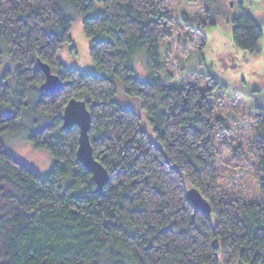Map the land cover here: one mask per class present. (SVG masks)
<instances>
[{
	"label": "trees",
	"instance_id": "obj_1",
	"mask_svg": "<svg viewBox=\"0 0 264 264\" xmlns=\"http://www.w3.org/2000/svg\"><path fill=\"white\" fill-rule=\"evenodd\" d=\"M95 1L104 6L97 15ZM71 7L84 17L96 72L61 61L62 44L72 41ZM162 7V0H0V57L10 54L14 64L0 78V264H264V108H257L252 146L260 202L225 197L217 140L229 129L226 117L209 90L163 84L159 42L171 30ZM233 22V43L255 51L258 22L247 13ZM143 52L145 81L132 67ZM38 59L60 75L57 92L41 89ZM116 79L139 96L158 143L139 114L118 103ZM75 96L87 100L94 155L109 171L101 192L77 157L79 128H62ZM5 132L51 151L50 174L6 151ZM193 187L210 214L188 199Z\"/></svg>",
	"mask_w": 264,
	"mask_h": 264
},
{
	"label": "rangeland",
	"instance_id": "obj_2",
	"mask_svg": "<svg viewBox=\"0 0 264 264\" xmlns=\"http://www.w3.org/2000/svg\"><path fill=\"white\" fill-rule=\"evenodd\" d=\"M162 3L160 13L167 16L165 30H171L159 42L163 84L171 88L192 85L209 90L215 111L226 117L229 127L217 140L223 143L217 164L221 192L225 197L258 203L260 186L252 146L257 134L254 120L257 108H264V0H217L211 4L204 0H162ZM94 6V15L104 8L99 1ZM242 13L252 15L263 32L253 52L233 43V19ZM70 14L73 41L62 44L61 61L71 69L96 72L91 59L92 39L83 28L84 17L73 7ZM132 67L138 79H149L144 52L133 57ZM8 69H14L11 55L4 58L1 55L0 78ZM9 81L14 84V77ZM115 82L118 103L136 111L149 138L158 143L139 96L126 92L119 79ZM156 102L159 103L158 94ZM1 109L12 111L10 104H4ZM2 142L6 151L21 163L43 177L50 174L55 161L47 148H37L19 133L5 132ZM231 264H239L238 259Z\"/></svg>",
	"mask_w": 264,
	"mask_h": 264
},
{
	"label": "water",
	"instance_id": "obj_3",
	"mask_svg": "<svg viewBox=\"0 0 264 264\" xmlns=\"http://www.w3.org/2000/svg\"><path fill=\"white\" fill-rule=\"evenodd\" d=\"M39 66L45 74L44 81L40 84L41 89L48 92H57L61 89L62 79L58 73L52 71L48 63L38 59ZM63 119L62 128L67 130L77 126L79 128V143L77 147V157L84 164L88 171L92 174V179L97 184V190L101 192L105 183L109 179V171L97 160L92 148L89 132L91 130L92 116L87 105V100L81 97H72L69 99L61 115ZM188 199L191 201L195 209L210 214L212 212L211 205L207 199H204L196 188L188 190Z\"/></svg>",
	"mask_w": 264,
	"mask_h": 264
},
{
	"label": "crops",
	"instance_id": "obj_4",
	"mask_svg": "<svg viewBox=\"0 0 264 264\" xmlns=\"http://www.w3.org/2000/svg\"><path fill=\"white\" fill-rule=\"evenodd\" d=\"M73 41V40H72Z\"/></svg>",
	"mask_w": 264,
	"mask_h": 264
}]
</instances>
